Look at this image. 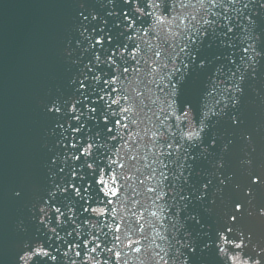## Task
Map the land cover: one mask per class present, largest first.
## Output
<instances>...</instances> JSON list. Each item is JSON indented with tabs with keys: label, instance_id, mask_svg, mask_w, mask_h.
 I'll list each match as a JSON object with an SVG mask.
<instances>
[{
	"label": "snow or ice",
	"instance_id": "1",
	"mask_svg": "<svg viewBox=\"0 0 264 264\" xmlns=\"http://www.w3.org/2000/svg\"><path fill=\"white\" fill-rule=\"evenodd\" d=\"M261 17L264 0H80L71 75L46 106L53 146L12 264H129L150 249L155 264H264V160L242 133L233 164L234 139L209 135L191 99L206 95L242 126ZM161 216L179 234L174 254L156 244Z\"/></svg>",
	"mask_w": 264,
	"mask_h": 264
},
{
	"label": "water",
	"instance_id": "2",
	"mask_svg": "<svg viewBox=\"0 0 264 264\" xmlns=\"http://www.w3.org/2000/svg\"><path fill=\"white\" fill-rule=\"evenodd\" d=\"M13 2L14 4H12ZM36 2L38 3L34 5ZM79 2L80 0H31L29 2H24L23 0H0V163L7 162L6 165L9 166L12 170L10 172L13 174L10 176V180L15 182L17 190L23 189L25 193L24 199L18 200L14 196H9L6 191H0V243L5 245L0 248V261L2 263L12 264L15 252L25 238L26 234L20 230L21 222H23L24 227L31 228L28 219V207H24L22 203L30 204L34 195L38 193L42 182L37 176L31 174L28 168L29 165L24 161L26 159L28 160V158L31 159L30 154L27 155L23 139V137H25L23 129L26 127V123L40 128L38 132L41 131L42 134L33 135L34 132H30L32 138H37L39 140L51 139L52 142H54V137L51 134L53 127L52 121L43 119L38 112L32 109L30 105L31 100L28 99V96L26 94L22 96L20 85L13 83L14 78L18 76L19 68L9 67V62L4 58H9L10 48H15L18 54L24 53L22 57L20 56L19 60V67H22V65H30L41 52L49 50L52 53L46 52L44 54L43 64L49 70V77L53 78V82H55L57 75L53 72L55 71V68L51 65L53 61L57 70L62 67L71 69L66 52L71 48L70 41L75 35L74 28L77 22L76 12ZM42 3L43 5H50V7L47 8L43 6ZM39 12L42 14L46 13L45 15H47V17L44 16L43 19H41V17L34 18V16H36L35 14H40ZM24 15L27 16L24 17V20L36 19L39 21H30L26 25L22 24L19 26V31L17 32L16 27L13 26L20 24ZM262 29H264V17L258 18L255 25H253L249 31H251L253 35H258ZM32 35L35 36L33 42L29 40ZM245 36L246 32L244 31L239 34L241 39H244ZM256 43L257 47L264 46L260 41ZM19 46L27 50V55L25 52L20 51ZM30 46L31 48L28 50ZM56 54L61 55L60 61L56 59ZM258 59L260 60V63L257 64L258 75L255 79L250 78L243 82V87L246 86V90L250 89L248 86H250L252 90H255L253 84H255L256 88H259V90L256 93L254 92L248 95V104L245 101L248 97H240L241 104L251 106L246 114H240L238 112L243 119L242 126L240 128H233L228 125V119H225V122H223L224 126L220 122L218 123V109L220 110V108L214 105L213 108L204 110L208 112V116L210 117V119L206 121V123L211 126L209 127L210 135L213 134L218 136L222 140L223 137L226 136L233 138L234 133L239 134L242 132V129H251L252 125L250 126L248 120L250 114L254 116L252 113V106L254 103H258L259 114L264 115V58ZM13 62L15 61L13 60ZM22 77L23 76H20L19 78L21 79ZM199 80H201V78L194 77L190 83L192 86L198 88V86H202ZM30 90H32V87ZM47 91H49V89H47ZM198 98L199 96L197 94L194 95L192 93L191 99L193 104L198 105L200 109L201 107L204 108L203 101H206L204 100L206 97L202 99V103L200 104L198 103ZM211 101L213 100L211 99ZM213 112L217 113V115H212ZM194 116H197V113H194ZM217 125H219L218 130ZM47 126H49V128H47ZM261 133L262 132H260V134ZM252 135L256 136V131L253 132ZM262 136H264V132ZM257 138L258 137H256V139ZM222 143H224V139ZM50 146L52 147L53 144ZM17 147L20 148L22 152L20 159L14 154ZM12 154L13 157L11 158ZM33 159L34 161H38L35 164L38 165L37 167L39 169L45 164L36 156L33 157ZM27 189L28 191H32V197L26 194ZM160 203L163 204V202ZM151 210L155 209H150V211ZM168 211L169 210L165 208V214H167ZM155 227L156 231L160 232L161 236L166 237L163 241L157 238L156 244L160 245L161 248L167 249H170L169 245L172 244L175 246L171 248L172 250L176 249V246L179 247L176 241L170 239L172 236H178L179 234L169 226V222L166 221L163 216L156 222ZM148 235L151 238L155 235V232L149 229ZM128 251V249H125V252ZM161 252H165V249ZM153 254V251L150 249L142 259L138 260L141 264H155L151 256ZM136 256L137 254L135 253H129L130 258H136ZM161 262L163 263V261H160L159 264ZM168 262L171 264V260H168Z\"/></svg>",
	"mask_w": 264,
	"mask_h": 264
}]
</instances>
